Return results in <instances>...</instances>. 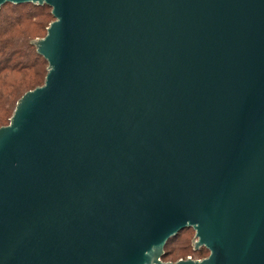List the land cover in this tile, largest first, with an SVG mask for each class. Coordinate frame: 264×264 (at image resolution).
Instances as JSON below:
<instances>
[{
    "label": "water",
    "instance_id": "water-1",
    "mask_svg": "<svg viewBox=\"0 0 264 264\" xmlns=\"http://www.w3.org/2000/svg\"><path fill=\"white\" fill-rule=\"evenodd\" d=\"M8 3L54 21L0 127V264H264V0ZM186 229L209 256L164 262Z\"/></svg>",
    "mask_w": 264,
    "mask_h": 264
},
{
    "label": "trees",
    "instance_id": "trees-1",
    "mask_svg": "<svg viewBox=\"0 0 264 264\" xmlns=\"http://www.w3.org/2000/svg\"><path fill=\"white\" fill-rule=\"evenodd\" d=\"M52 21L54 17L48 6L8 3L0 9V127L9 124L23 95L45 82L48 63L31 42L45 37ZM189 230L193 229L182 231L168 242L164 261H170L168 247ZM206 253H209L206 248L193 250L184 258L192 256L200 259Z\"/></svg>",
    "mask_w": 264,
    "mask_h": 264
},
{
    "label": "rangeland",
    "instance_id": "rangeland-1",
    "mask_svg": "<svg viewBox=\"0 0 264 264\" xmlns=\"http://www.w3.org/2000/svg\"><path fill=\"white\" fill-rule=\"evenodd\" d=\"M195 238V231L189 230L184 232L179 240L173 242L167 249L169 254V260L171 262H176L180 258H184L187 255H190L194 250L193 239ZM193 248V250H192ZM171 254V255H170ZM209 253L204 255V258L208 257Z\"/></svg>",
    "mask_w": 264,
    "mask_h": 264
},
{
    "label": "flooded vegetation",
    "instance_id": "flooded-vegetation-1",
    "mask_svg": "<svg viewBox=\"0 0 264 264\" xmlns=\"http://www.w3.org/2000/svg\"><path fill=\"white\" fill-rule=\"evenodd\" d=\"M201 249H205V248H201ZM189 257H191L192 259H194V260H202V259H205V258H200V259H195V258H193L192 256H189ZM189 257H186V258H180V259H178L177 261H179V260H186L187 258H189ZM207 258V257H206ZM164 261V260H163ZM176 261V262H177ZM164 262H171V261H164ZM171 263H175V262H171Z\"/></svg>",
    "mask_w": 264,
    "mask_h": 264
}]
</instances>
